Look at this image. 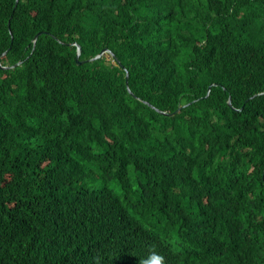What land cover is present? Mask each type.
I'll return each mask as SVG.
<instances>
[{"label":"trees","instance_id":"obj_1","mask_svg":"<svg viewBox=\"0 0 264 264\" xmlns=\"http://www.w3.org/2000/svg\"><path fill=\"white\" fill-rule=\"evenodd\" d=\"M17 62L0 264H264V0H0Z\"/></svg>","mask_w":264,"mask_h":264},{"label":"water","instance_id":"obj_2","mask_svg":"<svg viewBox=\"0 0 264 264\" xmlns=\"http://www.w3.org/2000/svg\"><path fill=\"white\" fill-rule=\"evenodd\" d=\"M16 2H17V0H16ZM46 34H47V33H46ZM40 35H41V33H38V34L35 35V37H34V39H33L34 43H35V41L37 40V38H38ZM52 38H54V37L52 36ZM54 39H55V38H54ZM79 55H80V47L77 46V53H76V59H75V62H76L77 65H80V64L83 63V62L78 61V57H79ZM102 56H110V58H112V60H113L114 62H116V63L119 64V62H118V60L116 59L115 55H114L112 52H110L108 49H105V48L102 49V50L100 51V53H99L97 56H95L94 58L90 59V61H92V60H94V59H97V58H100V57H102ZM19 63H20V62H17V63L14 64L13 66H1V65H0V69H2V70L10 69V68H13V67L18 66ZM227 105H228L229 108L233 109V106H232V104H231V102H230V99H228V101H227ZM183 107H184V106L178 107L173 113H170V114H168V113H164V112H161V111H158V112L161 113V114L164 115V116H170V117H171V116H174L177 112H179V110H180L181 108H183ZM238 111H239V110H238Z\"/></svg>","mask_w":264,"mask_h":264},{"label":"clouds","instance_id":"obj_3","mask_svg":"<svg viewBox=\"0 0 264 264\" xmlns=\"http://www.w3.org/2000/svg\"><path fill=\"white\" fill-rule=\"evenodd\" d=\"M127 78V75H126ZM236 227L233 228V231ZM147 259L142 260L141 264H166V260L163 255L155 248V246H149L147 249ZM91 264H103V256L101 254H96L92 257ZM168 264V263H167Z\"/></svg>","mask_w":264,"mask_h":264}]
</instances>
